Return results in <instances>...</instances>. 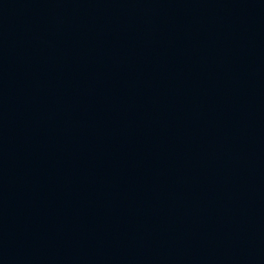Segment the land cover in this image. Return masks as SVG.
I'll return each instance as SVG.
<instances>
[{"label": "water", "instance_id": "1", "mask_svg": "<svg viewBox=\"0 0 264 264\" xmlns=\"http://www.w3.org/2000/svg\"><path fill=\"white\" fill-rule=\"evenodd\" d=\"M0 264H264V0H0Z\"/></svg>", "mask_w": 264, "mask_h": 264}]
</instances>
